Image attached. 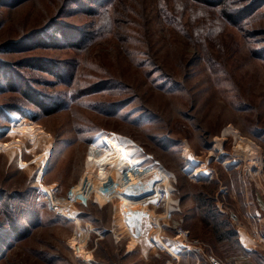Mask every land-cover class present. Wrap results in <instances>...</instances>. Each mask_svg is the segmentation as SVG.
<instances>
[{
    "label": "rangeland",
    "instance_id": "1",
    "mask_svg": "<svg viewBox=\"0 0 264 264\" xmlns=\"http://www.w3.org/2000/svg\"><path fill=\"white\" fill-rule=\"evenodd\" d=\"M67 1L0 4V45L52 22L94 29L82 48L34 46L0 53L11 62L50 59L72 71L64 84L44 72H26L61 92L64 109L34 124L16 115L0 120V191L26 194L40 219L4 251L0 264H164L173 249L169 241L199 246L210 240L212 229L202 221L207 198L217 209L253 214L259 205L264 208V6L258 4L239 26L192 0H109L96 12L75 4L68 8ZM110 81L106 90L71 97ZM14 97L1 95L0 105ZM106 102L124 106L106 113L101 105ZM229 127L259 148L258 174L248 158L235 156L237 140L223 135ZM112 134L129 142L133 159L144 168H162L171 176L169 184L161 183L163 195L169 188V202L162 198L148 206L150 223L137 242L120 224L115 201L100 203L94 191L73 200L72 190L86 172L101 167L91 154L102 147V136ZM218 142L222 153L215 149ZM186 148L195 159L192 167L208 175L186 171ZM47 154L38 187L34 177ZM226 160L236 164L225 165ZM63 212L75 213L77 221ZM245 218L253 233L244 246L261 249L264 216ZM75 242L84 245L86 262Z\"/></svg>",
    "mask_w": 264,
    "mask_h": 264
},
{
    "label": "trees",
    "instance_id": "2",
    "mask_svg": "<svg viewBox=\"0 0 264 264\" xmlns=\"http://www.w3.org/2000/svg\"><path fill=\"white\" fill-rule=\"evenodd\" d=\"M22 0H0V4L14 7ZM198 2L206 9L221 11L226 22L241 25L244 18H250L255 14V10L264 6V0H192ZM109 0H68L67 7L71 4L83 8H92L96 12L98 8L105 10ZM259 6L257 7V5ZM89 5V6H88ZM94 30V29H93ZM93 30H82L79 28H68L59 23H50L42 29H32L25 36L17 41H5L0 45V53H16L25 51L34 46L44 47H72L82 48L89 37H94ZM264 54V52H262ZM31 71L35 74L44 72L53 76L57 82L64 84L63 80L68 73L71 78V70L64 69L62 64H58L50 59L31 60L22 59L11 62L0 59V96L11 93L14 94V101L0 105V120L9 121L10 115H16L24 119L29 124L36 123L43 116H49L67 105L66 99L61 92L49 90L48 82L36 80L26 75ZM36 83V85H35ZM112 82L101 83L96 89L84 93L71 94L72 98H79L95 92H101L111 86ZM116 85L114 81L113 86ZM41 87V89L38 88ZM45 89H43L44 87ZM104 112L114 113L124 106L121 103H102ZM60 146H58L59 148ZM26 194L6 193L0 191V218L5 223L0 224V257L4 251L12 246L14 242L22 240L30 227L40 223L39 213L34 211L32 203H29ZM208 205L205 206V217L203 223L211 228L212 234H216L218 239L226 235L227 239L234 237V230L228 228L230 221L226 214L214 208L212 201L208 198ZM22 203V204H21ZM244 254H246L243 251ZM93 264H101L93 261Z\"/></svg>",
    "mask_w": 264,
    "mask_h": 264
},
{
    "label": "bare ground",
    "instance_id": "3",
    "mask_svg": "<svg viewBox=\"0 0 264 264\" xmlns=\"http://www.w3.org/2000/svg\"><path fill=\"white\" fill-rule=\"evenodd\" d=\"M226 134H231L237 140L234 149L235 156L248 158L250 160V169L256 170V174H258L262 159L259 148L249 140L239 136L238 132L231 127L225 130L223 135ZM128 143L119 135L102 136L99 142V145L103 144L102 147L99 146L97 152L91 154V158L93 157L100 164V169L95 173L90 168L75 189L72 190V195L74 196L73 200L78 197L83 200L94 191L95 199L100 203L115 201L116 209L120 214V224L124 225L137 242L143 239V230L144 228L147 229L150 223L151 210L148 206L156 204L159 200L164 201L162 198L169 202V188L167 187L168 190L163 195L161 183H164L165 186L169 184L171 176L162 168H144L141 165V160L133 159L131 151L127 148ZM215 149L222 153L220 142L215 146ZM183 155L187 158V163H189L186 171H190L192 177L208 175L207 170L192 167L195 159L187 148L184 150ZM49 156L50 154H47L46 158L40 161V167L36 172L37 178L34 179V182L39 185L38 187H42L40 181L47 170ZM224 164L234 165L236 162L226 160ZM51 194L50 196H52ZM74 214L63 212L60 215L67 220L76 222L77 218ZM74 244V247L76 246L78 252L81 253L82 259L86 262L88 257L84 252V245L79 242ZM168 250L174 253L172 249L169 248Z\"/></svg>",
    "mask_w": 264,
    "mask_h": 264
},
{
    "label": "crops",
    "instance_id": "4",
    "mask_svg": "<svg viewBox=\"0 0 264 264\" xmlns=\"http://www.w3.org/2000/svg\"><path fill=\"white\" fill-rule=\"evenodd\" d=\"M264 208L259 205V211L249 210H228L219 208L218 210L226 214L229 218L230 224L228 228L234 230V237L227 239L223 235L220 239L216 234L211 235L210 240H205L203 245H192L187 242L182 245L175 246L176 249L188 247L189 251L186 255H180L174 252L170 253L168 260L164 264H210L208 256L213 254L215 258L222 264H264V250L263 249H249L244 246V243L249 241L248 236L253 233L249 231L245 220L247 218H261L264 216ZM263 212V213H260ZM244 233L241 235V232ZM256 231V230H255ZM250 233V234H249ZM262 233V234H261ZM247 234V235H246ZM259 235L264 239V229L260 231ZM243 251L246 253L244 254ZM174 255V256H173Z\"/></svg>",
    "mask_w": 264,
    "mask_h": 264
},
{
    "label": "built area",
    "instance_id": "5",
    "mask_svg": "<svg viewBox=\"0 0 264 264\" xmlns=\"http://www.w3.org/2000/svg\"><path fill=\"white\" fill-rule=\"evenodd\" d=\"M15 140H18L19 141V139H15ZM4 144V143H3ZM2 144V145H3ZM0 148H3L4 149V147H0ZM37 178V174H36V176H35V178L34 179H36ZM43 179V178H42ZM42 179H41V181H42ZM158 203V202H157ZM156 203V204H157ZM58 206V205H57ZM56 206V207H57ZM57 209L59 210V206L57 207ZM174 242L175 241H169L168 242V244H169V246H171L172 248H175V246H173V244H174ZM184 242V241H183ZM186 242V241H185ZM260 246L259 245H257L258 247H260L261 249H263L264 250V241L262 240V239H260ZM169 249V248H168ZM171 249V248H170ZM169 251V250H168ZM173 251L174 252H176L177 254H180V255H186L187 254V252L189 251V248L188 247H184V248H182V249H180V248H178V249H173ZM169 253H171L170 251H169ZM173 254V253H172ZM208 261L210 262V264H222L221 262H219L216 258H215V256H213V255H209L208 256Z\"/></svg>",
    "mask_w": 264,
    "mask_h": 264
}]
</instances>
